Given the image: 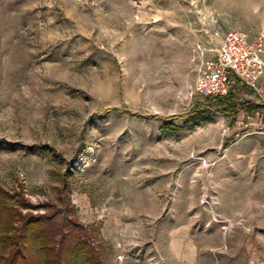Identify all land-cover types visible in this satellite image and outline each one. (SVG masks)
I'll list each match as a JSON object with an SVG mask.
<instances>
[{"label": "rangeland", "instance_id": "374dc122", "mask_svg": "<svg viewBox=\"0 0 264 264\" xmlns=\"http://www.w3.org/2000/svg\"><path fill=\"white\" fill-rule=\"evenodd\" d=\"M231 30L264 0H0V209L45 239L19 264H264V102L193 91Z\"/></svg>", "mask_w": 264, "mask_h": 264}, {"label": "built area", "instance_id": "2783aa9c", "mask_svg": "<svg viewBox=\"0 0 264 264\" xmlns=\"http://www.w3.org/2000/svg\"><path fill=\"white\" fill-rule=\"evenodd\" d=\"M206 53L200 44L192 48L195 93L215 102L233 87H245L264 102L263 36L251 41L245 33L231 30L224 34L213 59H207Z\"/></svg>", "mask_w": 264, "mask_h": 264}, {"label": "trees", "instance_id": "16d2710c", "mask_svg": "<svg viewBox=\"0 0 264 264\" xmlns=\"http://www.w3.org/2000/svg\"><path fill=\"white\" fill-rule=\"evenodd\" d=\"M232 94L231 92L223 97L217 99L215 102L217 106V111L221 113H231L236 110V105L231 101ZM212 107H209L211 109ZM0 193L3 195V192L0 190ZM8 198L9 195H6ZM15 215L9 214L6 209H0V233H6L8 236L1 237L0 243L2 244L3 249L6 250L5 257L3 258L2 264H19L20 261L23 260L20 249L24 244V240L26 239V235L28 230L34 233V240L39 241L43 244V234L42 229L39 227L41 217H32L30 215H21L20 213H14ZM18 220L20 222V226L18 230L13 226L15 221ZM18 222V223H19ZM29 238V237H28ZM44 248V246H42Z\"/></svg>", "mask_w": 264, "mask_h": 264}, {"label": "crops", "instance_id": "0c3cea01", "mask_svg": "<svg viewBox=\"0 0 264 264\" xmlns=\"http://www.w3.org/2000/svg\"><path fill=\"white\" fill-rule=\"evenodd\" d=\"M263 102V101H262Z\"/></svg>", "mask_w": 264, "mask_h": 264}]
</instances>
